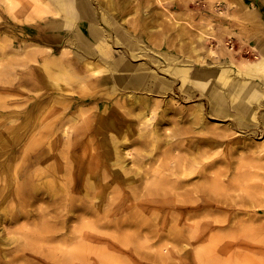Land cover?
I'll list each match as a JSON object with an SVG mask.
<instances>
[{"label":"bare ground","instance_id":"6f19581e","mask_svg":"<svg viewBox=\"0 0 264 264\" xmlns=\"http://www.w3.org/2000/svg\"><path fill=\"white\" fill-rule=\"evenodd\" d=\"M225 4L231 11L218 10L219 23L246 31L241 45L253 39L248 58L226 43L217 54L213 30L161 8L171 40L158 29L161 0H0V264L27 256L26 264H66L54 255L64 252L58 246L32 241L76 253L96 238V223L123 238L147 229L160 241V232L177 238L181 221L200 216L187 225L188 239L215 222L256 230L264 241V114L255 117L264 103V13H253L264 0ZM205 56L219 64L191 72ZM177 81L175 97L189 101L197 91L198 104L171 96ZM220 162L223 173L213 170ZM230 198L239 199L234 218L212 220V204ZM174 206L178 215L163 213ZM20 219L18 233L30 240L17 243L3 224ZM175 253L162 245L155 255ZM193 253L204 259L206 250Z\"/></svg>","mask_w":264,"mask_h":264},{"label":"rangeland","instance_id":"374dc122","mask_svg":"<svg viewBox=\"0 0 264 264\" xmlns=\"http://www.w3.org/2000/svg\"><path fill=\"white\" fill-rule=\"evenodd\" d=\"M161 2L162 6L160 5V9H158L157 11L160 17L158 20V22H160L158 23V29L160 31L165 30L166 35L170 36L171 40H174L172 36V29H174L173 22L169 21L165 17V12L163 13L161 8H166L170 10V12H174L175 14L179 11L183 13H190L189 15L193 14L196 24L199 23L201 26H206L207 29L213 30L215 40L212 41L211 46L217 54L220 51V43H226L225 49L227 48V50H231V48L234 47L233 49L235 51H239L243 58H248L252 56L250 52H254L253 39L243 41L244 44L242 45L238 41L243 39V37H241V34H245L246 31L241 28L231 29L227 31V25L219 23L218 10H220V12L228 11V13H230L231 11V9L225 4V0H220L221 4L219 5V7H214L216 4L214 0H161ZM207 2L210 6V9L209 7H206ZM229 3L231 2L229 1ZM253 13L255 15L257 12L255 11ZM206 18H209L211 24L208 23V20ZM219 28L221 29V31L218 30ZM256 28L257 22H253L252 29L255 30ZM217 30L220 32H218ZM215 31H217V33ZM228 39L230 40L228 41ZM163 64H166V61H164ZM217 64L219 63L218 61H216L215 58L211 56H205L203 62L194 61L192 63V65L190 66L191 72L196 73V70H199L202 67L213 68ZM150 67L152 70L155 69V66L153 64ZM166 78H168V76H166ZM214 79V76L213 78H210V86L212 84V80ZM191 80H194L195 83H199L201 85L206 84V86H209L208 82L204 79H201L200 77H196ZM179 85L180 83L179 81H177V85L174 86L175 93L171 96L183 107H188L190 105L194 106L195 104H198V102L200 101L199 93L197 91L192 92V90L194 89L190 85L189 89L192 93L195 94V97H193L192 100L188 101V97H184L182 99H178L177 97H175H180V93H178ZM32 92L33 91L31 90V88H29V90H25L26 95L32 94ZM164 97L165 96L159 98L160 102L164 99ZM203 102H205V105L207 107V102ZM174 107L179 106L178 104H176ZM207 111L208 109L206 108L205 114L207 113ZM263 114L264 103H262V105L256 111L255 117L258 118ZM171 116L172 115H170L169 118L172 120ZM150 117H152V115H150ZM165 119H167V117ZM210 123L213 124L212 126L215 127L223 125L222 122L213 120H211ZM163 129L164 131L166 130L165 126L163 127ZM216 129L220 130L221 128ZM260 137L261 135L258 136L257 142H260L258 141ZM222 146L226 151V145ZM134 152L135 151L132 150L133 155ZM149 153H152V156ZM146 154H149V156L152 158L155 156L154 153L151 151H146ZM130 160L131 158H128V161ZM130 164L132 167V172H134L139 167L138 164H133L132 162ZM213 170H217L223 173V171L225 170V166L223 165V163L220 162L217 163L216 167H214ZM230 179V177L228 178V180L222 178V181L224 183H228ZM252 183H257V180H252ZM246 190L250 191L249 189ZM231 194H233V192ZM246 194H248V192L241 193L240 195L244 197L246 196ZM258 194V198H261V193ZM233 200L239 199L230 198L231 202H225V204L213 203L212 211L209 212L210 218L214 221H220V219L225 213L228 214L231 218H234L232 214L235 213L236 208L233 207ZM249 206L250 205L247 204L246 207ZM213 208H218V210H213ZM244 208L245 207H243L242 209ZM162 211L164 214L167 213L168 215L173 213L174 211V213L178 215L179 206L166 208ZM239 216L242 215H238L237 217ZM192 219L187 222H180V224L183 223V227L179 228L180 233L177 238L174 235H169L166 230H164L165 232H160L164 235V239L160 241L155 235V232L148 231L147 229H144L142 231V235L135 234L136 231H134V229H130L131 236L123 238L122 234L114 233V228L102 227L99 223H96V238H94V240H90V242L84 241V247H82L79 251L77 250L76 253H73L74 247L68 244H45L35 240L32 242L35 243L37 246H42L50 249L56 248L58 246L64 252L63 254L56 252L54 253V255H56V257H59L66 264H260V252L264 250V241L262 240V235H260V232L252 229L244 230L241 228H225L227 227L226 224H217L213 222L212 224H209L207 229L202 230V235H205L201 239L191 240L187 238L189 237L187 233V225H190L191 223H193V221L198 223V219H200V216L195 219ZM24 224L25 222L23 219H20L16 223L3 224L4 228H6L7 230V232L4 234L5 237L13 241L17 240V243L21 241L23 242V240L29 241L30 238L24 237L20 233H18V231H22L21 228ZM259 224H263V222H260ZM144 226L148 228L149 224H146ZM220 227H223L224 229H218ZM180 235H184V237L179 238ZM210 236L211 238L210 240H208ZM162 245H165L168 250L171 249L173 253L181 252L185 247H187V249L186 252L182 255L175 253L172 256L169 255L160 258L155 255V252L158 251ZM195 249H205V258L200 259L199 256L195 255L193 253ZM76 256H79L80 259L76 258ZM26 258L27 260H16L15 264H26L28 260L32 257L27 256Z\"/></svg>","mask_w":264,"mask_h":264},{"label":"crops","instance_id":"0c3cea01","mask_svg":"<svg viewBox=\"0 0 264 264\" xmlns=\"http://www.w3.org/2000/svg\"><path fill=\"white\" fill-rule=\"evenodd\" d=\"M263 6H264V5H263ZM254 7H255V6H254ZM254 9H255V8H254ZM259 10H260V11L258 12V11L255 9V11H256L257 13H261V12L264 13V7H260Z\"/></svg>","mask_w":264,"mask_h":264}]
</instances>
